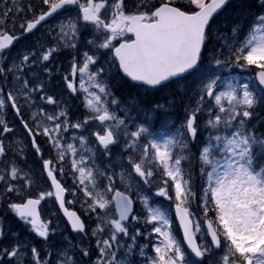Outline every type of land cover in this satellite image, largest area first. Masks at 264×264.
<instances>
[{
	"label": "snow or ice",
	"instance_id": "6c2138e0",
	"mask_svg": "<svg viewBox=\"0 0 264 264\" xmlns=\"http://www.w3.org/2000/svg\"><path fill=\"white\" fill-rule=\"evenodd\" d=\"M0 3V264H264V0Z\"/></svg>",
	"mask_w": 264,
	"mask_h": 264
},
{
	"label": "rangeland",
	"instance_id": "374dc122",
	"mask_svg": "<svg viewBox=\"0 0 264 264\" xmlns=\"http://www.w3.org/2000/svg\"><path fill=\"white\" fill-rule=\"evenodd\" d=\"M25 1H27V2H29V3H31V4H34V5H38V2L40 3V0H25ZM4 8V5L2 4V3H0V10H2ZM9 27H10V25H9ZM47 27H49L48 25H46L45 26V28H47ZM61 61H63V63H64V66H65V68L68 66V62H67V60L65 59V57H60L59 58V60L57 61V64H59ZM60 83V81L59 80H54L53 81V84L54 85H58ZM127 92L129 93L130 91L127 89V88H121L120 90H119V92H118V95L119 94H127ZM152 99H161L159 96H156V97H153ZM73 103H79V101H73ZM170 115H173V118H176V114H170ZM163 118V116H161V117H159L158 119H157V126L159 125V122H160V119H162ZM9 119H11V115L9 116ZM41 139H43V138H41ZM71 179V177H69V180ZM69 199H71L70 197H69ZM49 207H51V205H49ZM71 210H77L78 212L79 211H82V209H80V206L77 204L76 206H75V208H70ZM90 223V222H89ZM16 225H13V227H15ZM63 227V225L61 224V228Z\"/></svg>",
	"mask_w": 264,
	"mask_h": 264
}]
</instances>
